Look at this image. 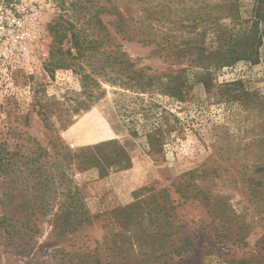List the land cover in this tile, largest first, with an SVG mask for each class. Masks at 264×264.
<instances>
[{"label":"rangeland","instance_id":"rangeland-1","mask_svg":"<svg viewBox=\"0 0 264 264\" xmlns=\"http://www.w3.org/2000/svg\"><path fill=\"white\" fill-rule=\"evenodd\" d=\"M163 1L181 8L203 4L202 0H0V147L20 154H40L43 148L51 155L54 145L77 152L116 142L131 159L130 168L113 167L106 176L95 167L83 171L74 167L73 177L92 222L73 235L61 236L63 213L56 209L40 225L31 254L16 255L0 244V264H68L57 250L80 246L91 250L114 238L116 229L104 227V218L134 203L138 194L143 198L141 190L150 185L156 191L170 190L178 206L180 236L192 242L173 257L175 262L264 264V177L256 174L257 165L264 162V37L256 63L242 60L209 72L186 59L174 64L166 51L171 54V45L177 48L188 35L169 23L151 22L150 27L146 20L145 9ZM256 1H238L242 20L253 19ZM210 2L217 5L220 0ZM60 22L68 31L60 45L63 55L52 61L54 27ZM67 23L83 37L103 41L107 55L120 45L135 68L161 82L182 78L180 97L133 92L122 72L114 73L109 65L98 71L100 60L106 61L99 54L90 67L83 57L73 59L77 49L67 42L72 32ZM261 29L264 34V25ZM208 34L206 42L212 45L213 34ZM144 39L167 49L154 55L158 43L147 45ZM68 51L71 56L64 55ZM59 59L69 67H57ZM85 74L90 78L85 80ZM207 80L209 91L204 86ZM149 134L158 138L154 149ZM114 147L106 146L102 152L106 155ZM62 155L59 150L40 159L54 162ZM178 186L189 191L187 201L182 193L174 194Z\"/></svg>","mask_w":264,"mask_h":264},{"label":"trees","instance_id":"trees-1","mask_svg":"<svg viewBox=\"0 0 264 264\" xmlns=\"http://www.w3.org/2000/svg\"><path fill=\"white\" fill-rule=\"evenodd\" d=\"M210 1L202 0L203 4L197 8H181L179 4L171 7V3L163 1L145 9L148 11L146 20L150 27H153L151 22L169 23L176 30L185 31L188 35L177 48L169 43L172 49L171 54L169 50L165 52L167 57L173 58L174 64L186 59L191 65L207 72L232 66L242 60L256 63L264 37L261 29V25H264V0L256 1L253 19L248 21L242 20L240 16L239 0H220L217 5H212ZM99 23L106 29L101 20ZM67 24L72 31L67 42H72L77 49V56H73V59L83 57L85 65L90 67V61L93 59L96 63L99 54L100 59L105 57L106 61L100 60L98 71L105 70L109 65L114 73L121 75L122 72L121 76L128 81L125 85L133 92L142 94L158 91L174 98L180 97L184 86L182 78L161 82L144 70L135 68V63L121 50L120 45L117 44V49L107 55L102 50L103 41L83 37V33L73 24ZM65 25V22H60L54 27V43L50 52L52 61L58 55H63L60 45L68 31ZM119 31L123 33L121 26ZM208 33L213 34L212 45L206 42ZM142 42L147 45L158 43L146 39ZM155 49L157 50L154 55H157L156 53L166 50L167 47L158 43L153 51ZM66 54L72 55L70 51L64 52ZM58 61L61 64H57V67H69L63 60ZM88 78L90 75L85 74L84 79ZM204 86L209 91L210 80L204 81ZM135 135L137 134L134 133ZM147 138L154 149L157 144L154 139L157 136L149 134ZM110 145L115 147L105 155L102 151ZM57 146L59 147H52V154L57 155L60 150L63 155L60 160L56 156L54 162L40 159L41 156H53L43 148H39L42 150L40 154L30 151L20 154L19 151H8L5 146L0 147V244L14 249L16 255L31 254L32 245L41 234L40 225L56 209L63 213L62 224L59 226L61 236L79 232L86 223H91L94 219L74 180V167L80 171L95 167L100 169L102 176L108 175L109 169L113 167L122 170L131 167L127 151L116 145V142L83 148L77 152L62 145L61 148ZM256 170V174L263 178L264 162L258 164ZM182 191L178 186L174 194L182 193L181 196H186L187 201L189 196L185 194L189 191ZM142 193L143 198L138 197V194L134 203L104 218V227L112 225L116 229L114 238L111 236L109 241L106 238L91 250L85 246L57 250L56 253L63 255L61 261L68 264H180L173 257L188 250L192 242L188 237L180 236V227L176 223V201L171 198L167 188L156 191L150 185L143 188ZM57 215L55 213L54 217ZM108 220L109 224L106 223ZM106 257L109 259H105Z\"/></svg>","mask_w":264,"mask_h":264}]
</instances>
